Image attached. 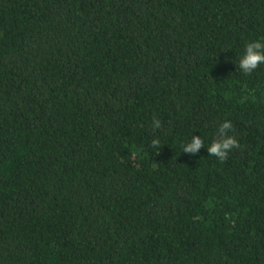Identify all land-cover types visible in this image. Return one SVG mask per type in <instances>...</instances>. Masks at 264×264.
<instances>
[{"label": "trees", "instance_id": "trees-1", "mask_svg": "<svg viewBox=\"0 0 264 264\" xmlns=\"http://www.w3.org/2000/svg\"><path fill=\"white\" fill-rule=\"evenodd\" d=\"M258 38L264 0H0V264H264Z\"/></svg>", "mask_w": 264, "mask_h": 264}, {"label": "clouds", "instance_id": "clouds-1", "mask_svg": "<svg viewBox=\"0 0 264 264\" xmlns=\"http://www.w3.org/2000/svg\"><path fill=\"white\" fill-rule=\"evenodd\" d=\"M260 64H264V38H258L248 41L244 45V51L239 57V68L243 73H250L253 69L257 68ZM231 121L225 120L220 124V135L224 136L225 130H231ZM154 144L158 141H153ZM201 137H193L192 143L187 146L185 150L194 152L196 149L203 145ZM231 146H238L237 140L233 136H227L222 140L212 142L207 151L209 154L215 155L220 160L227 157L228 151Z\"/></svg>", "mask_w": 264, "mask_h": 264}]
</instances>
